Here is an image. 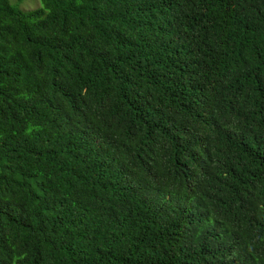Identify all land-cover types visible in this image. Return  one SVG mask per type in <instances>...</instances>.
Segmentation results:
<instances>
[{
    "label": "trees",
    "instance_id": "trees-1",
    "mask_svg": "<svg viewBox=\"0 0 264 264\" xmlns=\"http://www.w3.org/2000/svg\"><path fill=\"white\" fill-rule=\"evenodd\" d=\"M0 0V264H264V0Z\"/></svg>",
    "mask_w": 264,
    "mask_h": 264
},
{
    "label": "rangeland",
    "instance_id": "rangeland-1",
    "mask_svg": "<svg viewBox=\"0 0 264 264\" xmlns=\"http://www.w3.org/2000/svg\"><path fill=\"white\" fill-rule=\"evenodd\" d=\"M11 3L23 10H30L42 5L41 0H9Z\"/></svg>",
    "mask_w": 264,
    "mask_h": 264
}]
</instances>
